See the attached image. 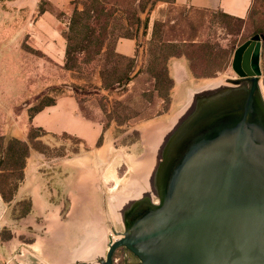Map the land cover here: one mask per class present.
<instances>
[{
  "label": "rangeland",
  "instance_id": "rangeland-1",
  "mask_svg": "<svg viewBox=\"0 0 264 264\" xmlns=\"http://www.w3.org/2000/svg\"><path fill=\"white\" fill-rule=\"evenodd\" d=\"M90 1L39 0L36 12L0 4V264L104 260L137 210L160 202L161 163L192 99L243 80L235 52L255 36L264 95V0L244 20L172 0ZM84 9L90 17L74 16ZM121 36L137 40L135 58L114 52ZM63 39L70 56L61 63ZM103 82L109 90L96 89ZM67 87L102 127L99 141L42 130L27 141L28 117ZM12 139L29 144L24 163L5 154ZM135 263L124 248L113 254V264Z\"/></svg>",
  "mask_w": 264,
  "mask_h": 264
},
{
  "label": "water",
  "instance_id": "water-1",
  "mask_svg": "<svg viewBox=\"0 0 264 264\" xmlns=\"http://www.w3.org/2000/svg\"><path fill=\"white\" fill-rule=\"evenodd\" d=\"M258 40L235 52L233 66L243 80L233 86L246 82L248 90L206 103L177 131L159 170L160 202L137 210L99 264H113L118 248L138 264H264Z\"/></svg>",
  "mask_w": 264,
  "mask_h": 264
},
{
  "label": "crops",
  "instance_id": "crops-1",
  "mask_svg": "<svg viewBox=\"0 0 264 264\" xmlns=\"http://www.w3.org/2000/svg\"><path fill=\"white\" fill-rule=\"evenodd\" d=\"M38 2L39 0H0L2 5L27 6L28 10L34 12L38 10ZM172 3L197 11L221 13L231 18L244 20L251 12L254 0H172ZM38 13L41 20L49 14L45 10ZM136 44L137 40L135 38H120L114 45V52L122 57L135 58L137 56ZM66 48L67 41L63 39L60 45V59H57L61 63L65 61ZM67 88L72 91L56 98L53 104L43 107L28 117L29 130L36 128L52 134L66 133L79 138L85 145L92 146L99 141L103 129L95 120L83 116L80 109L81 104L75 90L72 87ZM97 88L103 90L102 83L96 85ZM87 96L89 99L92 95ZM27 141H29V133Z\"/></svg>",
  "mask_w": 264,
  "mask_h": 264
},
{
  "label": "bare ground",
  "instance_id": "bare-ground-1",
  "mask_svg": "<svg viewBox=\"0 0 264 264\" xmlns=\"http://www.w3.org/2000/svg\"><path fill=\"white\" fill-rule=\"evenodd\" d=\"M245 86V87H244ZM214 88V91H210ZM249 88V83L244 82V84H240L234 87L231 86H222L217 85L212 88H207L205 91L200 93L198 96L192 99L190 108L186 114V116L176 125V130H181L199 111L207 105L206 103H213L219 101L222 97L233 98L236 95H242ZM261 99L264 103V95L261 94ZM96 256H100L96 254Z\"/></svg>",
  "mask_w": 264,
  "mask_h": 264
},
{
  "label": "trees",
  "instance_id": "trees-1",
  "mask_svg": "<svg viewBox=\"0 0 264 264\" xmlns=\"http://www.w3.org/2000/svg\"><path fill=\"white\" fill-rule=\"evenodd\" d=\"M90 2L93 3L94 6H95L96 8H98V6H99V0H91ZM92 11H93V10H88V9H84V10L81 11V12L75 10V12H74V16H75V17H84V16L90 17L89 13L92 12ZM40 12H43V11L40 10ZM225 16H226V15H225ZM136 22H137L136 24H137L138 26L141 24V20H140L139 17H137V21H136ZM147 22H148V17H146V19H145L143 33H145V31H146ZM75 24H76V23H75ZM85 28H86L88 31H90L91 33L94 34V31H91V29H90L89 27L86 26ZM70 30H72V28H70ZM103 32H105V28H104ZM121 38H134V37L121 36ZM113 49H114V48H113ZM102 53H103V48H102V45H101V47H100L99 51L96 53V55H101ZM69 56H70V49H69V47H68V45H67L66 53H65V60L68 59ZM68 70H70V69H68ZM100 76H101V74H100ZM101 77H102V76H101ZM128 81H130L129 78H128ZM103 89H105V90H109V89H110V86H109V85H105L104 82H103ZM53 103H54V102H52V103H50V104H48V105H45V106H49V105H51V104H53ZM45 106H44V107H45ZM41 109H42V108H41ZM41 109H39V110H41ZM39 110H37V111H39ZM37 111H36V112H37ZM32 115H33V114H32ZM32 115H31V116H32ZM34 130H39V131H40V129L31 128V129H30V133H29V139H30V137H31V132L34 131ZM8 145H9V146L7 147V153H5V154L9 155V157H11V158H13V159H15V160H21L22 163H24L25 160H26V158L29 156V153H30V150H31L29 144H28V143H25V142H22V141H20V140H17V139H12V140L9 142ZM14 146H18V149L14 150Z\"/></svg>",
  "mask_w": 264,
  "mask_h": 264
},
{
  "label": "flooded vegetation",
  "instance_id": "flooded-vegetation-1",
  "mask_svg": "<svg viewBox=\"0 0 264 264\" xmlns=\"http://www.w3.org/2000/svg\"><path fill=\"white\" fill-rule=\"evenodd\" d=\"M237 86V85H236ZM231 87H234L233 85H231ZM245 87V86H244ZM125 249V248H124ZM127 250V249H126ZM128 251V250H127ZM133 257H134V259H136L137 260V263H135V264H138L139 263V260H138V258L136 257V256H134L130 251H128Z\"/></svg>",
  "mask_w": 264,
  "mask_h": 264
}]
</instances>
